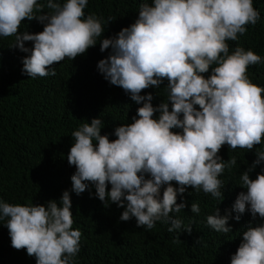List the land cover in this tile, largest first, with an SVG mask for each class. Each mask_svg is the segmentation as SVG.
I'll return each mask as SVG.
<instances>
[{"label": "clouds", "instance_id": "clouds-1", "mask_svg": "<svg viewBox=\"0 0 264 264\" xmlns=\"http://www.w3.org/2000/svg\"><path fill=\"white\" fill-rule=\"evenodd\" d=\"M87 5L88 0L63 4L47 0L46 5L37 0H0V37H14L10 48L30 53L22 59L24 74L55 76L50 66L65 58L74 60L97 44L104 32L102 18L85 17ZM45 7L50 11L44 12ZM259 19L253 0L140 3L134 23L100 40V52L111 51L98 61L97 70L142 106L131 123L115 127V140L107 133L101 135L100 118L72 132L74 143L66 157L76 169L71 192L79 196L93 185L95 197L105 207L116 204L123 209L121 221L135 218L137 227L148 230L164 222L170 225L169 232L183 227L173 214L187 207L184 201L177 203L187 188L222 201L225 184L219 177L237 164L236 157L222 160L218 154L222 146L252 151L264 139V88L253 84L247 71L262 57L240 46L229 54L227 43L237 41ZM25 20H36L43 31L21 32ZM26 42L32 43L31 49ZM165 81L167 102L154 107V96L141 92L160 88ZM156 113L158 118H153ZM255 157L239 177L246 191L238 193L231 207L235 221L246 211L252 220L230 264H264V223H253L257 217L264 220V168L255 179L249 175L264 162V151H257ZM71 208L68 190L58 201L43 205L10 204L0 198V221H6L3 226L11 247L26 249L36 264H74L82 232L72 227ZM190 211L199 214V203H191ZM230 214L221 215L217 207L206 217L207 225L227 234L232 231ZM183 232L191 234V225Z\"/></svg>", "mask_w": 264, "mask_h": 264}, {"label": "trees", "instance_id": "trees-1", "mask_svg": "<svg viewBox=\"0 0 264 264\" xmlns=\"http://www.w3.org/2000/svg\"><path fill=\"white\" fill-rule=\"evenodd\" d=\"M37 2L46 5L47 0ZM57 2L63 4L66 0ZM142 2L88 0L85 17L95 14L102 18L104 32L85 54L50 66L55 68V76L29 78L22 72V59L30 53L10 48L15 43L14 37H0V198L10 204L43 205L49 200L58 201L62 192L68 190L74 216L72 227L82 232L74 264H230L242 233L252 220L247 211L239 222L232 218L236 213L231 212V207L238 193L246 191L241 188L239 177L256 159L255 153L264 151V139L252 151L222 146L218 154L223 161L232 157L237 160L236 166L226 168L219 177L225 184L222 201L191 187L183 197L178 196L177 203L184 201L187 207L173 215L183 221V227L191 225V234L183 232V227L169 232L170 225L164 222H157L148 230L137 227L135 218L121 221L123 209L116 204L105 207L95 197L93 185L79 196L71 192V176L76 169L69 166L66 157L74 143L72 132L83 123L100 118L104 122L101 135L107 133L110 140H115L112 134L115 127L131 123L136 109L142 106L131 101L120 87L111 85L97 70L98 61L111 51L101 53L100 40L115 36L134 23ZM147 2L151 4L152 0ZM253 6L260 14L258 22L255 26L248 25L246 34L237 41L227 43L229 54L240 46L262 57L260 64L249 66L247 71L252 83L264 88V0H253ZM43 11L50 10L45 7ZM19 30L35 34L43 31V25L25 20ZM25 47L31 49L32 43L26 42ZM166 84L167 81L160 88L150 87L141 95L151 93L156 107L162 101L167 102ZM158 116L156 113L153 118ZM262 168L264 162L249 173L250 178L255 179ZM193 202L199 203V214L190 211ZM217 207L221 215L231 213L228 226L232 231L227 234L207 225L206 217ZM5 223L0 221V264H36L26 249L17 251L11 247ZM253 223L264 220L257 217ZM177 238L180 242H174ZM198 239L200 242L196 243Z\"/></svg>", "mask_w": 264, "mask_h": 264}]
</instances>
